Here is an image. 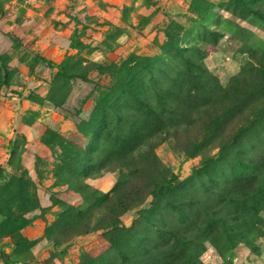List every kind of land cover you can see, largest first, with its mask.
I'll return each mask as SVG.
<instances>
[{"label": "rangeland", "instance_id": "obj_1", "mask_svg": "<svg viewBox=\"0 0 264 264\" xmlns=\"http://www.w3.org/2000/svg\"><path fill=\"white\" fill-rule=\"evenodd\" d=\"M0 264H264V0H0Z\"/></svg>", "mask_w": 264, "mask_h": 264}]
</instances>
